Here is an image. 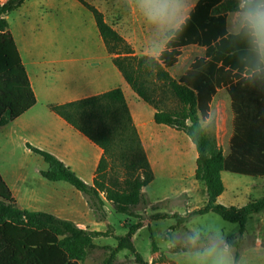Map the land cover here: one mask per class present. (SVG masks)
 Here are the masks:
<instances>
[{
    "label": "trees",
    "instance_id": "16d2710c",
    "mask_svg": "<svg viewBox=\"0 0 264 264\" xmlns=\"http://www.w3.org/2000/svg\"><path fill=\"white\" fill-rule=\"evenodd\" d=\"M28 0H8L0 4V129L36 105V96L15 40L8 16ZM94 16L99 34L116 68L133 91L156 110L155 122L185 133L195 145V179L205 184L208 202L186 215L173 217L178 226L195 216L215 213L224 221L239 224L240 232L228 238L239 248L247 221L264 211V197L242 208L218 204L225 192L222 173L264 178V64L260 48L246 23L238 35L227 32V14L247 13L264 0H200L179 36L167 43L157 59L138 57L132 46L105 20V16L84 0H77ZM171 40V34L168 35ZM197 45L206 48V58L197 59L186 74L174 80L166 71L178 63L182 49ZM146 76L162 82L179 101L177 111L161 110L147 92ZM226 88L232 101L234 135L230 153L225 155L203 123L210 118V106L219 89ZM51 110L103 150L93 185H88L53 155L29 146L41 156L48 169L42 176L49 182H67L87 200L102 220L106 204L131 218L148 206L145 189L155 179L125 96L121 89L72 102L54 105ZM130 226L119 237L116 254L128 250L138 264H147L133 244V236L143 228ZM105 236L79 228L74 222L50 213L21 209L0 175V264H84L98 249L95 239ZM157 251L154 245L153 252ZM240 254L236 251V260Z\"/></svg>",
    "mask_w": 264,
    "mask_h": 264
},
{
    "label": "crops",
    "instance_id": "0c3cea01",
    "mask_svg": "<svg viewBox=\"0 0 264 264\" xmlns=\"http://www.w3.org/2000/svg\"><path fill=\"white\" fill-rule=\"evenodd\" d=\"M7 1L0 0V4ZM30 1L28 0L19 10L9 15L8 22L35 93L36 105L0 129V175L21 209L50 213L60 219L74 222L81 229L103 233L105 236L95 239V244L99 248L100 245L97 244V241L100 239L110 237L118 239L125 235L117 236L115 234L108 217L104 221L98 220V216L79 191L78 193L77 191L73 192L75 201L66 195L67 192L51 190L46 181H43L46 179L42 176V172L48 169V165L47 169H44L42 163L44 159L34 154L29 146L53 155L88 185L94 184L103 157V150L54 113L51 107L121 89L155 177L161 168L160 161L163 154L160 148L163 147V144L181 142V154L187 164H189V159H194L196 162L197 150L185 133L155 122L156 110L154 107L144 102L133 91L114 65L113 58L108 53L99 34L93 15V21L97 28L95 39L69 41L56 39L62 28L67 29L66 18L69 9L81 7L88 10L86 7L77 0H44L46 15L43 13L36 15L41 17L38 23L40 28H36L37 22L33 17L19 19L16 28H14L10 23L11 16L22 12ZM84 1L97 8L106 17V22L132 46L136 56L157 59L160 53L166 49L170 33L165 27L150 24L144 19L139 12L138 0ZM199 2L200 0H188V18ZM108 16H130V19L128 21L124 18V21L117 24L113 20L109 21ZM232 16H235L232 23V28L237 30L235 33L230 32L229 20ZM241 19H243L242 24ZM246 23V13H228L226 26L228 34H240ZM158 46L160 47L159 51ZM191 47L194 48V55L186 59V70L180 75L174 76L172 71L180 65L184 53ZM263 47L264 44L259 46L264 64ZM181 51L178 63L166 70L176 81L186 74L197 59L206 58V48L197 45L185 47ZM214 108H218L220 111L219 123L220 120L223 121L227 128V122L230 121L231 130H226V134L223 136V141L230 144L234 135V113L231 97L226 88L219 89L213 98L210 106V118L203 123L204 127L213 119ZM225 173H222L225 192L218 199V204L236 208L246 206L247 204L238 206V197L228 192ZM33 174L39 177L38 180L35 178L38 185L32 183L34 178L31 175ZM204 191L207 192L206 188ZM143 225L142 229L147 227L146 224ZM138 232L133 236V244ZM226 247L228 251L223 250V252L227 254L230 264H244L245 260L253 264H264L263 246L257 245L255 253L245 252L237 260L235 258L237 249L232 250L229 246ZM220 251L215 247L199 248L193 245L181 248L170 246L168 251L164 252L157 246L156 252L147 260L143 259L147 264H215V261L218 260L217 257L220 256Z\"/></svg>",
    "mask_w": 264,
    "mask_h": 264
},
{
    "label": "rangeland",
    "instance_id": "374dc122",
    "mask_svg": "<svg viewBox=\"0 0 264 264\" xmlns=\"http://www.w3.org/2000/svg\"><path fill=\"white\" fill-rule=\"evenodd\" d=\"M41 13L46 15L44 0H31L22 12H17L11 16L10 23L16 28L19 19L33 17L36 19V28L38 29L40 28L38 23L41 17L36 15ZM124 18L129 21L130 16H108L109 21L113 20L117 24L124 21ZM234 19L235 16H232L229 20L230 32L232 33L237 32V30L232 28ZM66 23L67 29L62 28L60 30L58 37H56L57 40L69 41L96 38L97 28L92 14L84 8L76 7L69 9ZM242 23L243 19H241ZM159 49L160 47L158 46V51ZM193 55L194 48H188L181 59L180 65L172 71V74L177 76L184 72L187 66L186 59ZM145 81L147 82L148 94L161 110H178L180 107L179 101L167 85L158 82L153 76H146ZM219 114L218 108H214L213 119L205 127L209 134L215 137L218 145L227 156L230 151V144L223 141V136L226 134V130H231L230 121L227 122L226 128L223 121L220 120L219 123ZM162 146L160 148L163 154L160 161L161 168L157 171L154 181L145 189L149 205L145 207L140 206L136 210V213L140 215V219L131 218L126 214L119 213L111 204H107L105 209L106 215L113 231H115L117 236H122L129 232L130 226L139 222L146 224L147 227L141 229L136 235L134 243L136 251L146 260L154 253V245L160 247L164 252L168 251L170 246L181 248L194 245L199 248L215 247L221 250L220 256L217 257L218 260L225 258L228 264H230V260H228L229 258H227V254L223 250L226 246H229L225 243L228 238L239 234V224L228 223L215 213L195 216L182 226H178L177 220L173 217L156 218V216H171L174 214L186 215L190 210L201 208L207 203V192L204 191L206 188L205 184L195 179L196 162H194V159H189V164H187L186 159L181 154V142L165 143ZM42 163L44 169H47V164L43 160ZM31 176L34 178L32 183L38 185L35 178L38 180L39 177L35 174ZM43 181H46L51 190L56 189L59 192H67L66 195L76 201L73 192L76 193L77 190L69 183ZM225 182L228 192L238 197V206L246 205L264 197V178H252L226 172ZM98 220L104 221L105 219L102 220L98 216ZM124 225L126 227H123ZM117 241L116 237L103 238L97 241V244L100 245L99 248L91 254L85 264H106V261L111 258L112 251L118 243ZM257 245L264 248V211L253 215L247 221L243 240L239 248L235 249H237L240 255L245 252L252 254L255 253ZM230 248L234 249V247ZM119 254H116L112 260V264H138L132 252L124 250ZM244 264L253 263L245 260Z\"/></svg>",
    "mask_w": 264,
    "mask_h": 264
},
{
    "label": "clouds",
    "instance_id": "9594fccd",
    "mask_svg": "<svg viewBox=\"0 0 264 264\" xmlns=\"http://www.w3.org/2000/svg\"><path fill=\"white\" fill-rule=\"evenodd\" d=\"M138 8L148 23L167 29L172 37L168 43L179 36L188 19V0H138ZM246 19L257 45L264 44V9L259 6L249 9ZM224 251H228L227 247ZM215 264H228V261L221 258Z\"/></svg>",
    "mask_w": 264,
    "mask_h": 264
}]
</instances>
